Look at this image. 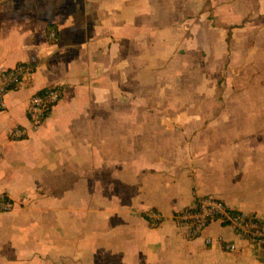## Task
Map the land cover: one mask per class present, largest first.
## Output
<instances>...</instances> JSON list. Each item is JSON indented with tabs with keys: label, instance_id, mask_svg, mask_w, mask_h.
Returning <instances> with one entry per match:
<instances>
[{
	"label": "crops",
	"instance_id": "0c3cea01",
	"mask_svg": "<svg viewBox=\"0 0 264 264\" xmlns=\"http://www.w3.org/2000/svg\"><path fill=\"white\" fill-rule=\"evenodd\" d=\"M20 62L38 68L0 110V264H264L229 223L176 221L205 196L264 220V0H0V73Z\"/></svg>",
	"mask_w": 264,
	"mask_h": 264
},
{
	"label": "built area",
	"instance_id": "2783aa9c",
	"mask_svg": "<svg viewBox=\"0 0 264 264\" xmlns=\"http://www.w3.org/2000/svg\"><path fill=\"white\" fill-rule=\"evenodd\" d=\"M51 37L56 39V33L51 32ZM37 68L35 63L20 62L0 73V110L6 107L7 93L31 83ZM62 95V85L56 83L32 94L27 106L30 126L16 129L13 135L19 137L27 135L30 131H38L54 111ZM13 208L14 205L10 200L5 197L0 199V211H11ZM149 216L155 223L161 219V215L157 212H151ZM214 219L229 223L241 237L250 240L254 245L264 246V220L256 215L230 209L222 199L214 196L198 198L194 205L176 214V221L187 229L189 238L199 237L204 228ZM207 242L210 240L208 239ZM225 248L235 251L236 245L228 243Z\"/></svg>",
	"mask_w": 264,
	"mask_h": 264
},
{
	"label": "trees",
	"instance_id": "16d2710c",
	"mask_svg": "<svg viewBox=\"0 0 264 264\" xmlns=\"http://www.w3.org/2000/svg\"><path fill=\"white\" fill-rule=\"evenodd\" d=\"M7 199V198H6Z\"/></svg>",
	"mask_w": 264,
	"mask_h": 264
}]
</instances>
